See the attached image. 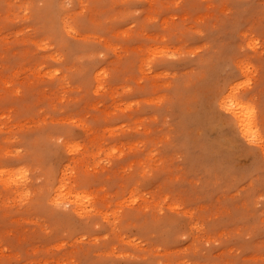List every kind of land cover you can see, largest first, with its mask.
<instances>
[{
  "label": "rangeland",
  "instance_id": "obj_1",
  "mask_svg": "<svg viewBox=\"0 0 264 264\" xmlns=\"http://www.w3.org/2000/svg\"><path fill=\"white\" fill-rule=\"evenodd\" d=\"M262 101L264 0H0V264H264Z\"/></svg>",
  "mask_w": 264,
  "mask_h": 264
},
{
  "label": "bare ground",
  "instance_id": "obj_2",
  "mask_svg": "<svg viewBox=\"0 0 264 264\" xmlns=\"http://www.w3.org/2000/svg\"><path fill=\"white\" fill-rule=\"evenodd\" d=\"M65 23V22H64ZM38 44V43H37ZM41 47V46H40ZM228 99H227V101H223V99H222V101H221V103H222V106L225 108V110L231 115V117H232V119L234 120V122L236 123V125H237V127H238V131H239V134H241L243 137H244V139L246 138V140L247 139H249V137H250V135H254L255 136V131H254V124H253V122L251 121V119H250V114H249V111H247V107H242L241 106V101H239V100H234V99H230L231 98V95H229L228 94ZM227 97V96H226ZM224 100H226V98L224 97ZM219 104H220V102H219ZM233 105H234V107H233ZM222 108V107H221ZM225 111V112H226ZM256 137V136H255ZM74 148H76V147H74ZM70 150H72L71 148H70ZM73 151V150H72ZM79 151V150H78ZM78 153V152H77ZM76 162V161H75ZM5 172H3V173H1V174H4ZM6 174V173H5ZM11 172H7V174H6V178H4V180L6 181V180H8V181H12V183H13V178L11 179ZM0 181H3V179L1 178V180ZM64 181V180H63ZM7 182V181H6ZM4 182L5 184H7V183H9V182ZM14 182H15V184L14 185H16V180H14ZM12 183H10V185L12 184ZM63 183V182H62ZM65 184V183H64ZM13 185V184H12ZM9 186V185H8ZM18 186V185H17ZM65 185H62L61 186V190L63 191V188H65L64 187ZM7 187V186H6ZM15 188V187H14ZM56 189H58V188H56ZM60 190V191H61ZM61 191V192H62ZM56 192V194L58 193L57 191H55ZM18 193V192H17ZM20 193V192H19ZM18 193V194H19ZM22 193H24V192H22ZM22 193H20V195L22 194ZM60 193V192H59ZM57 194L56 196V201H58L60 198H61V196H59L60 194ZM63 193V192H62ZM74 192L73 191H69V194H73ZM80 197H81V195H80ZM82 197H84V196H82ZM76 199V200H74L75 202L77 201V203L76 204H78L79 203V201H81V199L79 198V194L77 193V196H76V194H75V196H73V199ZM83 199H85V198H83ZM82 199V200H83ZM70 203H72V201L70 202ZM74 203V202H73ZM76 204H74V205H76ZM78 206V205H77ZM75 207V206H74Z\"/></svg>",
  "mask_w": 264,
  "mask_h": 264
},
{
  "label": "snow or ice",
  "instance_id": "obj_3",
  "mask_svg": "<svg viewBox=\"0 0 264 264\" xmlns=\"http://www.w3.org/2000/svg\"><path fill=\"white\" fill-rule=\"evenodd\" d=\"M250 83H251V81H244L241 84V87H243L244 84H250ZM237 99H239L241 101V106L242 107H247L248 108L250 116L255 113V109L252 107V105L250 103H247L248 96L237 97ZM233 107H234V105H233ZM261 113L264 114V101H262ZM249 142L250 143H255L256 142V138H255L254 135H250ZM261 200L264 201V196L261 197ZM261 208H264V203L261 204Z\"/></svg>",
  "mask_w": 264,
  "mask_h": 264
}]
</instances>
